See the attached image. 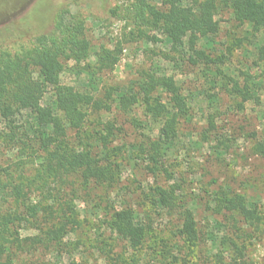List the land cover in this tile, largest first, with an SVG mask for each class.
<instances>
[{
  "label": "rangeland",
  "instance_id": "obj_1",
  "mask_svg": "<svg viewBox=\"0 0 264 264\" xmlns=\"http://www.w3.org/2000/svg\"><path fill=\"white\" fill-rule=\"evenodd\" d=\"M134 4V0H0V24H16L29 11L36 33L54 34L53 18L61 7L83 22V37L90 44L88 58L65 62L60 81L75 94L103 101V109H88L86 131H97L100 121H110L115 128L111 147L145 146L161 139V153L152 155L162 172L158 177L144 169L146 156L134 153L117 160L120 176L113 188L93 186L87 193L76 175H68L63 189L68 193L72 186L76 191L74 203L84 221L82 228L64 238L59 248L40 249L21 258L33 264H232L234 260L264 264V152L258 148L264 145V63L257 57L263 31L236 25L224 10L215 17L217 36L202 38L190 33L181 47H174L161 30L128 13ZM190 4L183 0L180 6ZM116 8V14L111 13ZM31 41L7 43L4 50L20 52ZM193 49H204L211 59L221 58V63L198 62ZM167 81L178 87L188 112L186 120L179 118L172 131H161L174 111L163 90L158 118L138 98L128 111L118 109L120 94L138 97L140 84L158 88V83ZM234 83L248 90L251 99L243 101L232 90ZM68 135L71 144L78 141L74 131ZM99 151L94 149L102 157ZM5 156L0 154L2 165ZM167 173L172 175L169 179ZM134 181L142 186L158 183L178 188L196 222L198 237L193 244L179 233L175 216L136 201ZM222 194L239 197L254 207L258 223L245 225L240 215L219 202ZM112 208L126 209L140 219L145 214L150 217L152 226L140 248L130 249L106 228ZM20 234L27 237L35 231L21 230Z\"/></svg>",
  "mask_w": 264,
  "mask_h": 264
},
{
  "label": "trees",
  "instance_id": "obj_2",
  "mask_svg": "<svg viewBox=\"0 0 264 264\" xmlns=\"http://www.w3.org/2000/svg\"><path fill=\"white\" fill-rule=\"evenodd\" d=\"M134 1L136 4L128 13L145 25L161 30L174 47H181L190 33L202 38L217 36L219 23L215 17L224 10L236 25H250L254 30H262L264 36V0H187L191 2L187 7L180 6L183 0ZM161 7L167 9L161 10ZM116 10L111 13L116 14ZM30 13H23L16 24H0V154L6 155L3 165L0 157V264H33L21 256L33 255L40 249L59 248L64 238L82 228L84 221L74 203L76 191L72 186L67 189L68 193L63 189L68 175H76L87 193L93 186L113 188L120 176L117 160L124 159L128 153L145 155L144 169L152 176L162 173L152 159L153 154L161 153L160 138L145 146L111 147L115 128L110 121H100L97 131H86L88 109H103V101L75 94L60 81L65 62L80 63L89 55L90 44L83 37V22L79 17L68 8H59L53 18L54 34L47 35L35 32L34 21L29 22ZM25 40H32L29 48L23 47L15 53L4 50L7 43L22 44ZM236 43L240 45L241 41ZM192 51L198 62L213 66L221 63V58L211 59L204 49ZM257 57L264 63V42ZM106 58L97 61L104 65ZM156 86L140 84L138 97L120 94L118 109L128 111L138 98L145 110L158 118L163 90L169 95L167 104L174 111L161 131H172L179 118L186 120L188 112L177 86L168 81ZM234 87L232 90L243 101L251 99L248 90L239 89L236 83ZM70 131L75 132L78 140L73 144L69 141ZM95 148L103 151L102 157L94 153ZM258 148L264 152V145L258 144ZM166 175L168 179L172 176ZM134 182L137 183L133 190L136 201L148 209L164 210L169 216H175L180 222L179 233L193 244L198 237L196 222L178 188L158 183L142 186ZM217 199L240 215L245 225L252 227L258 223L256 209L243 199L225 194ZM111 210L106 228L130 249L140 248L152 226L150 217L145 214L140 219L126 209ZM31 229L34 235L21 237V230ZM232 264L237 263L234 260Z\"/></svg>",
  "mask_w": 264,
  "mask_h": 264
}]
</instances>
